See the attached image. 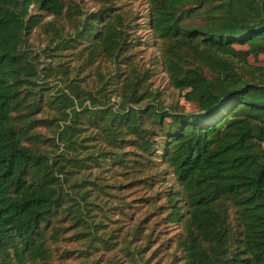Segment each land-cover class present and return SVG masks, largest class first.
<instances>
[{"label": "trees", "instance_id": "16d2710c", "mask_svg": "<svg viewBox=\"0 0 264 264\" xmlns=\"http://www.w3.org/2000/svg\"><path fill=\"white\" fill-rule=\"evenodd\" d=\"M143 1L0 0V264H57L67 230L154 264L171 225L173 262L264 264V0Z\"/></svg>", "mask_w": 264, "mask_h": 264}, {"label": "rangeland", "instance_id": "374dc122", "mask_svg": "<svg viewBox=\"0 0 264 264\" xmlns=\"http://www.w3.org/2000/svg\"><path fill=\"white\" fill-rule=\"evenodd\" d=\"M126 1L128 2V5L130 7H132L135 10H138L139 14H141L142 16L146 14L147 5L146 3H144L143 0H126ZM86 6L93 8L95 4L92 1H87ZM49 19L50 16L44 18V20H49ZM68 26L69 24H67V27ZM140 26H143L142 29L138 28L140 34H144L143 36L145 38L148 37L147 35H145V32L147 30L145 26L144 25H140ZM29 41L31 42L33 48L35 49H38L45 44L44 35L36 30H34L33 33L30 35ZM67 53L68 55H66L65 58L69 59L70 58L69 51H66L64 54ZM137 54L141 63L149 65L150 59L152 60V62H154L153 61L154 57L159 56V51L154 46H147V45L145 46V44H142L139 47V51L137 52ZM71 63H74V61H71ZM155 65L156 64H154V66ZM155 68H156L155 73H153L150 76V81L153 88L160 89L163 98V104L169 105L171 103H175L182 106L185 111L195 110L196 108L195 104L184 101L181 97L178 96L176 91H174L171 87L167 85V77L163 67L160 65L159 66L156 65ZM112 100H118V98L113 97ZM41 130L47 135H51L50 128L45 127V128H41ZM113 218L114 217H111L112 220ZM160 223L162 224L160 226L162 230H165L169 227L166 226L164 228L163 226H165L166 223L165 222L162 223L161 221ZM109 225L110 224L108 223V225L106 226ZM169 228L170 230L166 233L165 236H164L165 233L163 232L161 239L157 237L151 244L152 248L153 249L155 248L154 249L155 251L154 253H152V255H150V262H154V264H180L179 261L173 262V256L171 254V251L173 250L174 245L170 247L169 243L171 242V240L167 239L168 236H171L173 233H175V230H177V228H175L174 225H171ZM63 238L64 239L60 240L58 243V246L61 249L59 252H62V250H67V249L70 251L68 252V254L62 253L61 257H63V259L55 260L57 264H143L142 261H138L135 263L129 262L127 257L122 255V252L119 249L118 245H115L112 251H106L105 249L102 248L98 250V252L91 254L89 257H84L81 254L80 249L85 248V246H83V243L82 244L80 243L81 241L76 240V237H74V233L72 230H67L66 233L63 235ZM149 254L150 252H148L146 256H148Z\"/></svg>", "mask_w": 264, "mask_h": 264}]
</instances>
